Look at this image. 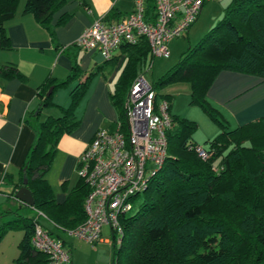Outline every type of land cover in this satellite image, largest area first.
Returning <instances> with one entry per match:
<instances>
[{
  "label": "trees",
  "instance_id": "16d2710c",
  "mask_svg": "<svg viewBox=\"0 0 264 264\" xmlns=\"http://www.w3.org/2000/svg\"><path fill=\"white\" fill-rule=\"evenodd\" d=\"M19 2L0 0V49L9 47L4 25L14 17ZM24 2V12L48 28L64 0ZM149 8L153 11L152 6ZM120 48L127 60L111 102L124 132L128 90L137 73L154 59L143 39ZM223 70L264 78V0H231L222 20L152 84L157 96L168 101L169 110L172 98L160 94L159 89L175 83L187 84L190 104L200 107L220 132L201 145L208 155L202 160L194 149L199 146L194 140L196 124L172 115L174 125L167 132L165 163L135 197L133 212L120 218L122 243L117 248L113 245L112 264H264V117L234 130L222 125L205 93ZM0 75L23 79L12 66L2 67ZM76 76L77 67L73 65L71 77ZM60 85L49 82L40 88V109L52 105L47 96L49 87ZM86 87L87 82L77 85L70 95V105L60 117L34 125L36 138L20 171V187H26L34 200L30 209L42 213L45 218L41 219L53 230L42 225L35 215H16L14 220L2 223L0 241L11 229L23 232L13 264H50L45 254L31 246L35 222L64 244L58 231L66 233L85 220L87 185L79 179L66 201L59 205L45 176L60 138L78 126L73 112ZM228 217L234 220L232 225Z\"/></svg>",
  "mask_w": 264,
  "mask_h": 264
},
{
  "label": "crops",
  "instance_id": "0c3cea01",
  "mask_svg": "<svg viewBox=\"0 0 264 264\" xmlns=\"http://www.w3.org/2000/svg\"><path fill=\"white\" fill-rule=\"evenodd\" d=\"M21 1L14 17L4 25L9 47L0 49V69L12 66L23 77L21 80L6 79L0 75V225L14 220L16 215L34 217L30 207L15 199L20 188L21 168L36 138L34 125L60 117L63 109L70 105V95L78 84L87 82L73 112L78 126L60 138L52 166L45 176L57 204H63L78 184L79 177L74 178L78 161L95 133L116 131L119 120L111 94L123 72L126 54L119 48L107 61L97 51H85L76 42L96 20L118 23L133 9V0H64L62 7L52 15L49 27L45 28L32 14L24 12L25 2L21 4ZM203 13L202 8L196 22L182 37L188 43H198L205 35L206 30L200 35L201 28L196 29L197 23L206 22ZM174 40L168 43L170 55L178 53L179 43ZM73 65L77 67L74 78L71 77ZM150 69L147 65L146 70ZM49 82L61 85L49 87L47 93L51 90L48 96L52 105L40 109L39 91ZM170 85L165 95L172 98L171 115L179 117L181 112L174 107L176 92L182 89L185 96H189L190 88L185 83ZM171 88L174 91L169 90ZM205 99L228 130L255 123L264 117V78L251 73L220 71L207 89ZM204 114L195 117L200 118L201 123L180 115L182 119L198 123L199 127L200 124L205 126V130L200 127L203 143L194 135L195 142L202 145L220 132L219 126L209 124ZM64 245L70 253V264H73L72 248L65 241Z\"/></svg>",
  "mask_w": 264,
  "mask_h": 264
},
{
  "label": "built area",
  "instance_id": "2783aa9c",
  "mask_svg": "<svg viewBox=\"0 0 264 264\" xmlns=\"http://www.w3.org/2000/svg\"><path fill=\"white\" fill-rule=\"evenodd\" d=\"M205 1L133 0L130 14L118 23L96 20L83 31L76 45L110 60L122 44L136 45L143 39L153 59H167L168 43L187 34ZM151 6L153 11L149 10ZM124 108L125 131L121 123L114 132L97 131L77 165V175L88 187L85 220L66 233L91 246L101 242L104 227L120 242V218L133 212L135 197L146 189L167 157V132L174 125L169 103L157 96L144 74L131 84ZM194 149L198 157L207 159L203 146ZM34 214L36 219L45 218L40 212ZM30 242L47 256L50 264L70 263V253L63 242L51 237L39 223L34 224Z\"/></svg>",
  "mask_w": 264,
  "mask_h": 264
},
{
  "label": "rangeland",
  "instance_id": "374dc122",
  "mask_svg": "<svg viewBox=\"0 0 264 264\" xmlns=\"http://www.w3.org/2000/svg\"><path fill=\"white\" fill-rule=\"evenodd\" d=\"M23 1L24 0L21 1V4L23 3ZM230 1L231 0H207L206 1L203 7V10H204L203 16L207 18L206 22H201L199 24L197 23L196 25V29L200 30L201 28V31H200L201 33L199 32L200 35H203L202 33L205 30L206 32L204 33L205 34L208 33V31L211 28L215 27L218 24V22L222 20L224 16V9L227 7ZM174 42L179 43L177 54L169 55L167 59L155 58L153 61L152 68L147 71H145L146 70L145 69L144 70L145 72L143 71L145 79L150 84L157 83L158 80L162 76H164L165 73L169 69L175 67L178 64L180 55L188 51L190 48H194L196 45L195 43H197V42H192V41L188 43L187 40L183 39L182 37L176 38ZM99 59L103 60V58H101L100 56H99ZM168 86L169 85H166L160 88L159 89L160 94L165 95L166 92L168 93V88H169ZM169 90L174 91V88H171ZM176 90H179V88L175 89V91ZM183 91L184 90L180 89V91L176 92L177 98L174 101L175 110L181 112L180 115L184 117L186 115L187 118H191V119H195L197 115L200 116V113L204 114L202 110L200 109V107L196 105H190V101H191L189 100L190 94L189 96L188 95L185 96V93ZM180 115L179 117L184 118ZM204 116L205 118H207L208 120L207 122H209V124L215 125V123L211 119H209L205 114ZM195 121L198 123H201L200 118H198V120L195 119ZM198 123H196V132H195L196 138L195 139H197L198 142L203 143V141L200 140V137H202L201 136L202 130L200 129V127L203 130H205V126L203 124H200V127H199ZM198 145L201 146L202 144L199 143ZM77 177L78 176L76 175L74 178L77 179ZM221 210L222 209H220L219 212L218 211L216 212L220 213ZM227 219L230 221L229 224L232 225L234 220L230 219V217H228ZM40 222L42 223V225H44L48 229L53 230V227L50 226L46 221L40 219ZM58 233L62 237V239L67 243V245H69L72 248L73 264H112L113 245L115 246V248H117L122 243V238L119 243L116 242L115 238H113L114 242L112 241L111 231L108 227L103 228L102 235H101L102 240L101 242L95 244L94 246L86 244L84 241L74 238L72 236H69L67 233L60 232V231H58ZM21 238H22V233H21V230L19 229H11L4 235V237L0 241V264H10L12 259L18 255L17 246Z\"/></svg>",
  "mask_w": 264,
  "mask_h": 264
},
{
  "label": "water",
  "instance_id": "95a60500",
  "mask_svg": "<svg viewBox=\"0 0 264 264\" xmlns=\"http://www.w3.org/2000/svg\"><path fill=\"white\" fill-rule=\"evenodd\" d=\"M51 90H49V92L47 93V96L50 95ZM26 182H24L25 184ZM15 199H17L18 201H20L21 203L27 205L30 208L34 207V200L29 192V190L22 186L20 187L16 193H15Z\"/></svg>",
  "mask_w": 264,
  "mask_h": 264
}]
</instances>
